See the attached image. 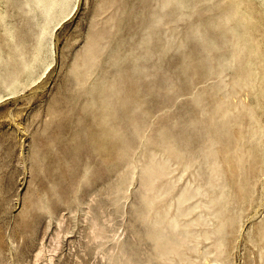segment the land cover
<instances>
[{"label":"rangeland","instance_id":"374dc122","mask_svg":"<svg viewBox=\"0 0 264 264\" xmlns=\"http://www.w3.org/2000/svg\"><path fill=\"white\" fill-rule=\"evenodd\" d=\"M230 1L69 3L52 38L48 67L13 92L1 93L0 264H264V162H244L243 175L227 172L222 151L227 135L217 137L212 131L217 124L207 126L205 119L213 115L205 112L212 97H229L225 106L232 113L245 110L238 97H253L248 90L253 80L238 76L245 63L238 56L230 60L236 48L227 27L238 20L230 17ZM239 1L247 11L258 0ZM174 8L180 13L171 14ZM150 11L151 18L160 15L154 37H164L165 48L142 40ZM221 15L223 23L214 25ZM253 18L247 20L254 27L250 58L256 59L259 83L264 82V26L254 20H264V11ZM189 22L196 31L188 34ZM221 29L230 40H221ZM93 32L98 34L95 65L87 67L81 60ZM193 51L207 57L211 68L198 67ZM119 56H125L121 64ZM132 59L141 68L124 85L132 82L134 94L126 104L113 97L109 110L116 111L110 124L124 137V153H118L101 135L109 124L100 123L96 84L102 74L109 80L124 72ZM88 85L92 90L86 93ZM257 111L264 125V114ZM130 113L135 125L126 119ZM242 120L249 125L244 115ZM164 129L184 148L183 158L176 160L174 150L163 147ZM212 138L219 140L210 149L219 178L205 157ZM251 142L264 151V132ZM249 148L257 155L256 147ZM152 151L166 167H154L148 178L144 165ZM212 182L224 185V200L214 205L207 204Z\"/></svg>","mask_w":264,"mask_h":264},{"label":"bare ground","instance_id":"6f19581e","mask_svg":"<svg viewBox=\"0 0 264 264\" xmlns=\"http://www.w3.org/2000/svg\"><path fill=\"white\" fill-rule=\"evenodd\" d=\"M1 1H5L6 3L4 7H0V97L4 90L8 91L6 93L13 92V88L16 85L21 84L24 80L28 78H31L30 80H34L37 78L39 76L37 74L39 68L44 70L46 67H48L52 59V38L55 29L72 0H0V3H2ZM174 1L178 4L180 3L181 5L185 4L184 0H163L162 3L164 6L168 3H173ZM239 3V0H231L229 3L232 12L230 17H238L237 22L227 27V30L234 36V48H236V50L232 52L230 60H234V57L238 56V58H241L243 63H245L246 67L244 72L239 73L238 76H244L246 79L253 80L250 87H248V90L251 91L249 95L253 97H238V100L243 102L241 103L242 106H244L243 109H245L243 112H235L237 111L235 110L232 113L231 108H226L227 106H225V103L227 104V99L229 97H212V105L207 107L205 110V112L210 110V113H213V115H211L209 118H205L207 119V126H209V123L214 122L217 124V129H213L212 131L217 130V137L227 135L223 141V143L226 144H223L222 151L224 162L227 165L226 170L232 175H243L244 162H246L245 164L251 166H255L258 162L259 164H263L264 162V151L262 150V145H258V143H256L258 146L257 147L253 142H251V140L253 141V137H255V135H260L264 132V125H262L259 118H257V109H261L262 113L264 114V82H255V74L258 73H255L253 65L255 64L254 60L256 59L252 60L250 58L252 51H254V44L252 42L254 35L251 33V30H254V27L247 24L248 18L254 19L253 16L257 15L258 10L264 11V0H258L257 3H255L257 5L249 7L250 9L247 11L243 6H240ZM204 6L207 7V4ZM175 9L176 8H174L175 12L172 11L170 13H176V15L179 14L180 10ZM9 11L12 14L9 15ZM243 13L247 15L246 18L245 16H242ZM17 15L19 18L16 19V22L15 18L13 17ZM151 15L152 11H150L146 17L142 40H144L146 43L149 41L152 43L155 42V44L159 45L160 48H165L167 43L165 38L154 37L156 22L158 21V17L160 15L153 18H151ZM221 17L222 15L218 17V20L217 18L216 20L214 19V25L220 26L221 23H223V18ZM209 18L211 19V16H209ZM254 22L257 26H259L260 29L262 25L264 26L263 19L260 21L255 19ZM223 29H221L220 33L221 40L224 41L225 37L226 39H231L229 34H226L225 36ZM185 31L189 34L190 32H195L196 29L192 23L189 22L187 30ZM262 32L264 33V30ZM97 35V32L92 33L90 44L86 51L87 53L81 60L87 67L95 65V51L96 47L98 46L96 43ZM169 35L172 38L176 36L173 33H170ZM237 39L240 40L239 44ZM194 52L195 51H193L190 56L193 59H196L198 67H200L202 63H208L207 67L211 68L207 57L204 56L201 58L200 54L194 55ZM118 59L121 61V64L125 59V56H119ZM115 62L117 61H114V64L117 65ZM140 68L141 66L136 65L132 59L130 61V66L128 65L124 72L117 71L115 78L113 77L109 80L104 76V74H102L100 82L96 84L97 99L101 104L102 111L101 117L99 118L100 123L109 124L107 130L103 131L101 135L112 140V143H114L112 149L118 153H124V137L121 135V131L118 127L112 126L110 124V120H113V118L116 116V111L114 108H112L114 111H112L111 115L109 111L110 105L113 103V97L114 99L116 97H123L125 104L127 103V97L133 95L135 90L132 88V82L130 83V86H125L124 84L129 79H133L131 73L138 72ZM91 90V85L86 86V93ZM255 100H258L256 107L251 105V103ZM195 101L201 104L202 99L196 97ZM249 102V105L246 104ZM123 106L124 102L121 100L120 108H123ZM243 115L247 118L249 125H244L242 120ZM125 116H127L126 119L129 118L130 121L133 122L132 125H135L137 118L132 113ZM196 121L198 126H200V119L198 118ZM177 134L178 137L181 138V132ZM231 134L232 139L229 137ZM240 134H242L241 138H246L247 142L244 151H240L241 146L243 145V143H241V139H239ZM160 137V141L162 144H164V148H171L174 150L173 153L174 157H176V160L183 158L185 155V150L182 145L176 144V137L174 135L169 134V132L165 131L164 129ZM178 137V140H182ZM217 139L218 138H216L215 141H213L214 138L207 140L208 149L206 150L205 157L207 158L209 166L213 169L212 173L216 176V178H219L221 172H219L220 174L218 173L214 155L210 150L213 145L219 142ZM93 141L95 143L97 141V145L99 147H105V141L103 139L99 140L94 137ZM249 146H254L258 149L257 155L251 152ZM154 167H156L159 171L163 170L166 167V161L158 159L156 157V152L152 151L149 161L144 165V171L145 173L147 172L146 174H148V178H150L151 174L153 173L152 171ZM213 183L214 182L210 184L211 192L209 193L207 201V204L210 205H214V201L216 199L218 200V198L224 200V185H222V187H218ZM226 204V202H223L220 204L219 208L212 210L209 207V209H211V212H217ZM169 222V225L175 227L176 217H171ZM218 227L219 225L217 228ZM262 236L263 235H261V237ZM169 251L175 250L172 248L171 250H164L161 248V253H167Z\"/></svg>","mask_w":264,"mask_h":264}]
</instances>
